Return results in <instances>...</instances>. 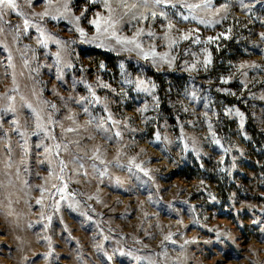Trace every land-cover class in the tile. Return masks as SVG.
Returning a JSON list of instances; mask_svg holds the SVG:
<instances>
[{
  "label": "rangeland",
  "instance_id": "obj_1",
  "mask_svg": "<svg viewBox=\"0 0 264 264\" xmlns=\"http://www.w3.org/2000/svg\"><path fill=\"white\" fill-rule=\"evenodd\" d=\"M66 2L67 12L56 0L48 9L63 18L40 20L32 14L45 10L42 0L32 7L18 0L19 10L46 33V48L37 43L35 28L25 35L10 27L22 25V17L10 13L7 23L0 22V97H14L16 107L15 113L0 111V130L9 133L0 137V264H264V0H245L250 9L212 0L191 15L178 6L155 19L145 8L137 15L147 19L124 17L118 36L132 38L143 29L138 39L144 50L155 46L158 57L167 53L155 64L97 35L89 21L97 12L107 15L101 4ZM85 7L81 37L74 17ZM166 32L177 40L171 48ZM209 37L213 41L205 43ZM197 38L200 43L193 42ZM9 52L14 67H7ZM192 65L195 70H186ZM7 104L0 100V109ZM28 104L58 121L48 126L56 139L32 135L36 121ZM13 119L26 137L13 133ZM67 127L77 131L64 132ZM41 142L51 152L37 148ZM61 160L67 164L62 174ZM187 173L193 178L186 180ZM170 233L175 243L164 240Z\"/></svg>",
  "mask_w": 264,
  "mask_h": 264
},
{
  "label": "snow or ice",
  "instance_id": "obj_2",
  "mask_svg": "<svg viewBox=\"0 0 264 264\" xmlns=\"http://www.w3.org/2000/svg\"><path fill=\"white\" fill-rule=\"evenodd\" d=\"M37 2V0H27V3L30 7L34 6V4ZM42 2L45 4V10L39 14H32L33 16L38 15L40 20H43L45 17H49L53 20L57 19V18H63L64 13H60V17H57L56 15H50L48 9L53 7V0H42ZM261 0H257V3H260ZM63 4V9L64 12H67L69 10L68 8V3L66 2V0H56V4L60 5ZM86 3L88 5H97V4H101L104 8V10L107 12V15H102L101 13L97 12L95 15V18H93L92 20L89 21V23L96 29L97 35L101 36L104 35L106 39L111 38L114 39L116 41L117 44L121 45L125 51H132V50H138V55H141L142 59L144 60H153V63L155 64L156 59L158 57V54L155 50V46H152L148 51H145L142 43L139 41V37L141 35L144 34L143 29H139L137 30L135 36H133L132 38H127V37H120L117 35V31H118V25L121 23V21L124 19V17L126 16H130L131 20H135V21H140L141 19H147L148 16L145 15L143 12H141L139 15H137V10L140 8H145V9H149V14L151 15V17L153 19H155L158 15L161 16H166L167 14L165 13L164 9L165 8H177L179 7H183L185 8L189 14H193L195 13V11L197 9H208L211 7L212 4V0H201L200 3H187V0H86ZM113 3L116 4L117 7H113ZM235 3L239 4V6L242 9H250L253 5L250 3H246L245 0H235ZM228 7V4L226 3L224 5V9L226 10ZM117 8L123 9V13L122 15L119 14L117 12ZM57 12H59V7H57L55 9ZM88 7H85V9L81 12L80 16H76L74 17V21L76 22L74 24V28L75 31H77L81 37H85V32L82 28H80L79 25V21L82 17L85 16V14L88 11ZM217 12H219V9H217ZM10 13H14L15 15L22 17L23 19V23L22 25H16V26H11L15 29V32L17 34H28L29 29L30 28H35L37 32L40 33V37L37 40V43L40 44L43 47H47V41L45 39L46 33L44 32V30L40 27L39 24L35 23L33 20H29L27 18V14L21 12L19 10V4H18V0H0V22L2 23H7L6 21H4V16L8 15ZM189 18L188 15H182V19L187 20ZM192 18L195 19V16L192 15ZM71 22V21H70ZM201 23H203V21H200ZM219 21H217L218 23ZM172 29V25L169 24L168 25V30L171 31ZM230 31V30H229ZM4 32V28L0 27V33ZM148 36H153L154 34L152 32H148L147 33ZM191 37L189 35H181L180 36V40H188ZM225 39H227L228 37L225 35L224 36ZM47 39H52L51 36H47ZM163 39L165 40H169L168 43V47H172L177 43L176 39H169L168 33H165V36L163 37ZM261 39H264V33L261 34ZM213 41L212 37H209L208 40L205 43H211ZM82 42H87V43H92L93 41L91 40H84ZM194 43H200V40L197 38L193 41ZM54 43L56 44H60L61 42L58 40H55ZM128 45H131L132 47L129 48L127 47ZM97 47H103V42L96 44ZM5 51H7V48L5 46L4 48ZM110 50V49H109ZM167 56V53L159 55V59L160 60H165V57ZM56 64H59V53L56 54ZM175 58L173 57L172 60H167L166 62L169 64V66H171L172 61ZM7 67H14L13 63H12V56L11 53L9 52L8 56H7ZM211 54L209 53L208 55L205 56L204 60H203V66L205 68V70L208 69V67L211 65ZM25 64H27V61H25ZM122 66V65H121ZM241 67H244L243 65ZM196 69V65H192L190 69H186V70H195ZM57 71H59V68L57 69ZM57 79H60V77L58 76ZM141 84H143V81L140 82ZM222 83H228L227 79L222 80ZM104 87H107V85H103ZM152 88H155V85H152ZM138 90L140 91H149L148 88H144L141 87ZM13 91H15V89H13ZM89 91H91V88L89 86ZM93 99L95 101V103H99V99L95 97V93H92ZM155 98V97H154ZM6 99L8 101V104L6 107L0 109V111L3 112H10V113H15L16 112V107L15 105L12 103L14 100V97L12 96H6V97H0V100H4ZM260 99H264V97H260ZM85 100H87L86 97L81 98V100L75 101V103L77 104H82ZM91 102V101H90ZM26 107H28L29 109H31L32 113L34 114V119L36 121L34 127L35 130L32 132V135L34 136H38L41 133L43 134V136L45 138H51V139H56L55 136H52L48 126L49 125H53V124H57L58 121H54L53 120V116L51 114H48L46 117H42L40 112H37L36 109L32 108L31 104L26 105ZM52 109L56 108L55 104H52L50 106ZM207 107V105H206ZM146 110V109H145ZM84 111L87 112L88 109L84 108ZM207 115V114H206ZM235 115L240 117V124L241 127H243V123H244V114L242 112H240L239 110H237L235 112ZM67 119L69 120H73L72 116H68ZM109 119H111V117H109ZM42 121H46V122H42ZM12 125L14 126L12 131L13 133L19 135L20 137H26V133L20 131L19 127H16V125H18L19 121L16 119L12 120ZM113 123H116L115 121H113ZM61 127H63L61 125ZM98 127H103V124L98 125ZM209 127H211V125H209ZM107 131V129H105ZM64 132H75L77 131L76 128H72V127H67V128H63ZM9 133L3 132L2 130H0V137H4V136H8ZM115 135L117 137H119L121 135V133L119 131H117L115 133ZM159 138V137H157ZM76 143H79V141H76ZM215 143L219 144L220 142L217 140L215 141ZM25 145H27V139H24V143L21 145V147H24L25 152H27V148L25 147ZM43 146V143H39L36 144L37 148H41ZM44 147V152L45 153H49L51 152V149L43 146ZM55 148L57 150H59L61 148V145L59 143L55 144ZM64 149L67 150V145H64ZM8 152L9 154L11 153V146H8ZM93 159H98L99 157L96 156L95 154L92 157ZM76 158H74L75 160ZM60 173L62 174L65 170V168L67 167V164H65V162L63 160H61L60 162ZM100 163H104L103 160L100 161ZM129 164L134 166L135 168H137L138 170L143 172L144 176H147L149 180L152 179V177L149 175L147 170H144L140 167V165L137 164H133L132 161H129ZM7 167H11L10 162L6 163ZM80 168H83L84 165L80 164L79 165ZM93 169L96 168V165L93 164L92 165ZM106 171V169L104 170ZM104 171L100 172V175H104ZM54 174L52 171L49 172V177H52ZM139 178V177H138ZM55 179L57 180H63V176L62 175H55ZM52 187L56 188L57 186L54 184L52 185ZM67 188V184H64L63 187L58 188L57 190L60 192H63L64 189ZM46 191V189L44 187L40 188V192H41V197H43L44 192ZM37 204H41L42 203V199H37L36 201ZM49 219H51L49 217ZM253 223H257V221H253ZM29 227H32V225H29ZM223 233H217L218 238L220 236H222ZM105 239H107V237H105ZM165 241H171L172 243H175L174 240H172V234L170 233L169 235L164 237ZM185 243H189V241H185ZM181 247H183V245H181ZM107 255V254H106ZM107 259L109 261L112 260L111 256H107ZM34 264V261H33Z\"/></svg>",
  "mask_w": 264,
  "mask_h": 264
},
{
  "label": "trees",
  "instance_id": "obj_3",
  "mask_svg": "<svg viewBox=\"0 0 264 264\" xmlns=\"http://www.w3.org/2000/svg\"><path fill=\"white\" fill-rule=\"evenodd\" d=\"M229 48H230V53L232 54L233 53V56H236V52L238 51L237 50V48L234 46V45H230L229 46ZM228 55V54H227ZM229 56H231V55H228V57ZM252 134H254L253 132H252ZM184 172H188V170L186 169ZM184 178L186 179V180H190V179H192L193 177H192V175L190 174V173H187L185 176H184Z\"/></svg>",
  "mask_w": 264,
  "mask_h": 264
}]
</instances>
